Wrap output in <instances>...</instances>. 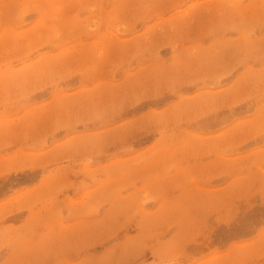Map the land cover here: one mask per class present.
I'll use <instances>...</instances> for the list:
<instances>
[{
	"label": "rangeland",
	"instance_id": "obj_1",
	"mask_svg": "<svg viewBox=\"0 0 264 264\" xmlns=\"http://www.w3.org/2000/svg\"><path fill=\"white\" fill-rule=\"evenodd\" d=\"M0 264H264V0H0Z\"/></svg>",
	"mask_w": 264,
	"mask_h": 264
},
{
	"label": "bare ground",
	"instance_id": "obj_2",
	"mask_svg": "<svg viewBox=\"0 0 264 264\" xmlns=\"http://www.w3.org/2000/svg\"><path fill=\"white\" fill-rule=\"evenodd\" d=\"M211 9V8H210ZM260 11V10H259ZM231 16V15H230ZM222 19V18H221ZM223 20H225V19H223ZM220 22V21H219ZM221 22H223V21H221ZM82 27V26H81Z\"/></svg>",
	"mask_w": 264,
	"mask_h": 264
}]
</instances>
